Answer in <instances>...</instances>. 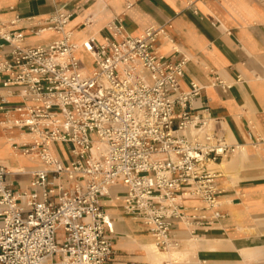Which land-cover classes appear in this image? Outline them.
<instances>
[{
  "label": "built area",
  "instance_id": "obj_1",
  "mask_svg": "<svg viewBox=\"0 0 264 264\" xmlns=\"http://www.w3.org/2000/svg\"><path fill=\"white\" fill-rule=\"evenodd\" d=\"M72 17L59 9L35 25V34L59 36L39 45L0 26L1 47L11 45L0 85L17 88L9 94L21 99L10 108L9 95H0V110L7 127L33 135L15 151L44 163L28 189L14 188L0 165V264H115L114 222L101 203L115 184L125 187L117 197L124 213L147 227L162 252L178 247L177 222L195 233L224 216L219 173L210 167L239 146L219 133L207 106L196 111L203 88L183 87L188 59L160 53L159 39H171L167 26L130 36L121 19L113 21L103 43H83L95 59L87 73L68 29ZM215 85L231 87L220 78ZM57 143L70 160L52 154ZM186 198L212 213L190 212Z\"/></svg>",
  "mask_w": 264,
  "mask_h": 264
},
{
  "label": "crops",
  "instance_id": "obj_2",
  "mask_svg": "<svg viewBox=\"0 0 264 264\" xmlns=\"http://www.w3.org/2000/svg\"><path fill=\"white\" fill-rule=\"evenodd\" d=\"M59 9L73 14L68 29L87 73L93 71L95 59L83 43L92 37L96 45L103 43L113 21L121 19L130 36H139L150 26L166 25L171 39H159L160 53L172 56L179 51L178 57L188 59L183 87L188 90L196 82L203 88L196 111L207 106L219 133L239 146L233 155L210 167L219 173L223 218L195 233L177 222L174 236L179 245L174 250L179 251L178 258L171 253L161 256L147 227L124 213L117 197L125 187L113 188L101 200L115 227L113 262L264 264V0H0V26L24 31L25 45L48 43L59 36L32 30ZM2 44L0 38V60L11 49L10 44ZM80 51L91 56V68ZM217 78L231 87L215 85ZM12 90L17 88L0 85V95H9L10 108L21 103L20 97L9 94ZM6 119L0 110V165L11 172L7 181L14 188L28 189L31 172L44 163L16 153L14 143L31 138L18 128L7 127ZM59 144L51 147L53 155L70 160L68 147L61 144L63 155ZM184 204L190 212L200 208L202 214L212 213L198 198H186Z\"/></svg>",
  "mask_w": 264,
  "mask_h": 264
},
{
  "label": "rangeland",
  "instance_id": "obj_3",
  "mask_svg": "<svg viewBox=\"0 0 264 264\" xmlns=\"http://www.w3.org/2000/svg\"><path fill=\"white\" fill-rule=\"evenodd\" d=\"M80 57L84 60V62L87 64L88 67L91 68L93 66L92 58H91V56L88 53H86L85 51H80ZM59 148L61 149L62 154L64 155L63 146L61 144H59ZM18 169H20V168H18ZM161 253H164L165 255H168V254H166V252H161Z\"/></svg>",
  "mask_w": 264,
  "mask_h": 264
},
{
  "label": "bare ground",
  "instance_id": "obj_4",
  "mask_svg": "<svg viewBox=\"0 0 264 264\" xmlns=\"http://www.w3.org/2000/svg\"><path fill=\"white\" fill-rule=\"evenodd\" d=\"M2 122V121H1ZM24 136H26V137H28V136H30V138L33 136V135H31V134H28V133H26V132H23L22 133ZM51 152H52V154H53V151L51 150ZM17 153V152H16ZM31 158V157H30ZM31 159H33V158H31ZM67 160V159H66ZM35 162V161H34ZM40 167V166H39ZM37 168V167H36ZM18 169V168H17ZM18 170H21V168L20 169H18ZM118 186H121L120 184H115V185H113L110 189H109V191H111L113 188H119ZM172 254V255H174V258H178V256H179V251L177 252L176 250H173V251H170V252H167L166 254ZM161 254V256H166L164 253H160ZM169 258V257H168Z\"/></svg>",
  "mask_w": 264,
  "mask_h": 264
}]
</instances>
